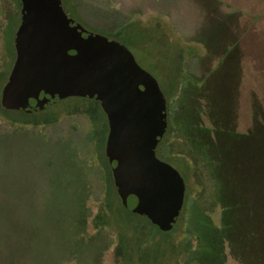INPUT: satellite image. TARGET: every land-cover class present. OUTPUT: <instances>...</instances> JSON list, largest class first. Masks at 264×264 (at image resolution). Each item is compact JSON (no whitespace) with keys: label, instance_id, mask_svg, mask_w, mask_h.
I'll list each match as a JSON object with an SVG mask.
<instances>
[{"label":"rangeland","instance_id":"obj_1","mask_svg":"<svg viewBox=\"0 0 264 264\" xmlns=\"http://www.w3.org/2000/svg\"><path fill=\"white\" fill-rule=\"evenodd\" d=\"M61 1L126 46L167 102L155 153L183 177L184 204L152 236L165 262L143 264H264V0ZM19 21L20 0H0V94ZM107 134L95 99L0 108V264H136L117 228L144 238L145 220L105 212Z\"/></svg>","mask_w":264,"mask_h":264},{"label":"water","instance_id":"obj_2","mask_svg":"<svg viewBox=\"0 0 264 264\" xmlns=\"http://www.w3.org/2000/svg\"><path fill=\"white\" fill-rule=\"evenodd\" d=\"M14 47L0 105L32 112L70 96L97 100L108 122L105 154L122 204L171 230L185 183L155 153L167 130V102L157 80L126 46L71 19L61 0H20Z\"/></svg>","mask_w":264,"mask_h":264},{"label":"trees","instance_id":"obj_3","mask_svg":"<svg viewBox=\"0 0 264 264\" xmlns=\"http://www.w3.org/2000/svg\"><path fill=\"white\" fill-rule=\"evenodd\" d=\"M0 108L4 112L8 111L7 109H4L1 105H0ZM107 163H108V160H107ZM105 171H107V170L105 169ZM107 175L108 176L105 177L106 178V181H105L106 185H107V182L109 181V178L111 180L113 179L111 173L107 174ZM115 192H116V188H115ZM107 194H109V191ZM116 194H117V192H116ZM105 198L107 199V203L104 205L106 207L105 212H106V215H109L111 218L115 219L117 209L122 207L127 212H129V213H131L137 217L143 218L146 222V224H145V237L144 238L137 237L134 234V232H132L134 230V228H132L130 230V233L123 230V229L117 228V230L121 231L122 235H125L127 238L126 242H124V244L122 245L124 259L129 260V259L133 258V261L136 264H143L148 260L149 261L152 260L155 262L160 261L162 263L165 262V259H162L164 253L160 254L161 258L158 257L159 254L156 250V240L154 238L152 239V236H153L154 232L155 233L160 232L163 235L169 234L172 231V229H174L177 226V222L171 230L162 231L159 228H157L156 226H154L145 216H141V215H138L136 213H133L129 208L125 207L122 204L118 194H117V197L114 198L113 200L110 198L109 195H106ZM174 249L176 250V248H174ZM165 253L169 254V253H172V251L166 250ZM132 255H133V257L129 258ZM165 264H168V263L166 262Z\"/></svg>","mask_w":264,"mask_h":264},{"label":"flooded vegetation","instance_id":"obj_4","mask_svg":"<svg viewBox=\"0 0 264 264\" xmlns=\"http://www.w3.org/2000/svg\"><path fill=\"white\" fill-rule=\"evenodd\" d=\"M20 22V21H19Z\"/></svg>","mask_w":264,"mask_h":264}]
</instances>
